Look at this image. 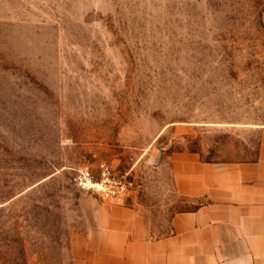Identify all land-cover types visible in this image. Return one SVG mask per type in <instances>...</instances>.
Here are the masks:
<instances>
[{"label": "rangeland", "instance_id": "obj_1", "mask_svg": "<svg viewBox=\"0 0 264 264\" xmlns=\"http://www.w3.org/2000/svg\"><path fill=\"white\" fill-rule=\"evenodd\" d=\"M262 127L264 0H0V264H71L102 203L169 232L179 161L254 159ZM100 159L122 202L73 183Z\"/></svg>", "mask_w": 264, "mask_h": 264}, {"label": "crops", "instance_id": "obj_2", "mask_svg": "<svg viewBox=\"0 0 264 264\" xmlns=\"http://www.w3.org/2000/svg\"><path fill=\"white\" fill-rule=\"evenodd\" d=\"M177 189L199 199L152 235L135 211L99 204L71 264H264V127L254 159L224 166L186 156Z\"/></svg>", "mask_w": 264, "mask_h": 264}, {"label": "built area", "instance_id": "obj_3", "mask_svg": "<svg viewBox=\"0 0 264 264\" xmlns=\"http://www.w3.org/2000/svg\"><path fill=\"white\" fill-rule=\"evenodd\" d=\"M71 179L78 189L118 203L125 199L134 186L131 177L117 173L111 163L104 159L98 160L94 165L81 163L74 169Z\"/></svg>", "mask_w": 264, "mask_h": 264}]
</instances>
